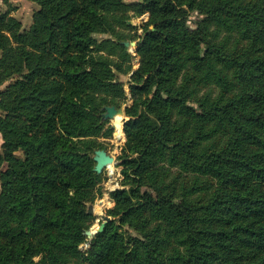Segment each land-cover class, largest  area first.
<instances>
[{"label": "trees", "instance_id": "trees-1", "mask_svg": "<svg viewBox=\"0 0 264 264\" xmlns=\"http://www.w3.org/2000/svg\"><path fill=\"white\" fill-rule=\"evenodd\" d=\"M32 1L28 30L0 15V264H264V0ZM129 73L122 187L83 253Z\"/></svg>", "mask_w": 264, "mask_h": 264}, {"label": "rangeland", "instance_id": "rangeland-1", "mask_svg": "<svg viewBox=\"0 0 264 264\" xmlns=\"http://www.w3.org/2000/svg\"><path fill=\"white\" fill-rule=\"evenodd\" d=\"M126 2H134L137 0H125ZM40 8V5L32 0H0V15L3 13H8L17 19L21 21L22 24V30H28L32 23H33V17L34 13ZM133 14V12H132ZM204 16L200 15L198 11H190L188 16L185 17L184 22L185 24L190 27L191 29L196 28L197 24L200 19H202ZM150 18V14L148 12H145L141 14L140 16L133 15L131 19L128 20V23L134 25L133 28H121V30L125 33L126 36H128L127 40L134 41L135 45H131L127 47L129 51L133 54V69H137L141 64V58L137 54V46L139 40L144 36V29L143 24L148 21ZM100 36L106 37L107 34H100ZM126 41V40H125ZM3 55V51L0 49V57ZM131 73L129 74H119V79L122 81L125 85V89L127 92V98L124 104L122 105L123 112L118 113L117 115H121V117L117 118L116 116L113 118H107L109 121L107 123V126H111L114 131L111 136H104L101 135L98 137V141L102 142L104 145V149L113 155L115 157V160L113 163L106 166L101 172L103 174V179L101 183L99 184V191L97 192V196L94 200V202H90V204H93L94 212L93 214L96 216L92 226L97 227L103 220L104 216L108 215V209L113 207L114 201L111 199L110 191L122 187L121 182L123 179L122 174V165L120 155L122 154V148L124 146V143L126 141V135L123 130V125L126 119H128V116L125 113V107L128 105H131L132 99L129 89V79H130ZM12 80H7L0 84V90L6 89L10 84ZM0 109V114H1ZM116 118V119H115ZM116 123H122L120 126L119 132L115 124ZM119 120V121H118ZM118 121V122H117ZM115 125V126H114ZM2 143L3 138L2 134L0 132V151H2ZM95 153L93 154L94 157ZM112 165V166H110ZM7 167V164L4 163L0 167V191H1V184H2V177L4 174V171ZM111 169L113 172H111ZM102 200H105L106 202L101 206V209H97V205L101 203ZM112 218V217H111ZM87 228V229H89ZM96 235V234H95ZM85 247L84 249H81L83 253H87L90 243L92 239H89L87 235L85 234ZM95 237V236H94Z\"/></svg>", "mask_w": 264, "mask_h": 264}, {"label": "water", "instance_id": "water-1", "mask_svg": "<svg viewBox=\"0 0 264 264\" xmlns=\"http://www.w3.org/2000/svg\"><path fill=\"white\" fill-rule=\"evenodd\" d=\"M121 43H123L127 47L131 45H135V42L130 41V40L121 41ZM105 109L106 111L103 114L105 118H113L118 113H121L124 111L122 107L118 108L115 105H107L105 106ZM94 159L96 160L95 170L98 173H101L103 172L104 168L108 166L109 163L114 162L115 157L111 155L110 153H108L105 149H98L95 151ZM89 211L91 213L94 212L93 204H90ZM109 220H111V216L105 215L104 220L97 227L92 226L89 229H85L84 234H86L87 237H89V239H93L96 233L104 229L106 222H108ZM85 245H86L85 242L81 243L80 248L84 249Z\"/></svg>", "mask_w": 264, "mask_h": 264}, {"label": "bare ground", "instance_id": "bare-ground-1", "mask_svg": "<svg viewBox=\"0 0 264 264\" xmlns=\"http://www.w3.org/2000/svg\"><path fill=\"white\" fill-rule=\"evenodd\" d=\"M117 116H118V117H121V115H117ZM117 116H116V118H117ZM116 118H115V119H116ZM118 121H119V120H118ZM118 121H117V122H118ZM115 124H116V127H117L118 131L121 130V129H120V126L122 125V123L117 124V123H116V120H115ZM109 164H111V163H109ZM109 164H108V165H109ZM110 166H112V165H110ZM105 202H106L105 200H102L101 203H100L99 205H97L96 208H97V209H101V206H102Z\"/></svg>", "mask_w": 264, "mask_h": 264}, {"label": "built area", "instance_id": "built-area-1", "mask_svg": "<svg viewBox=\"0 0 264 264\" xmlns=\"http://www.w3.org/2000/svg\"><path fill=\"white\" fill-rule=\"evenodd\" d=\"M111 172H113V170L111 169Z\"/></svg>", "mask_w": 264, "mask_h": 264}]
</instances>
